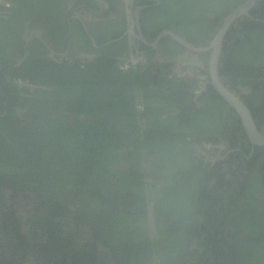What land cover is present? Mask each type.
Segmentation results:
<instances>
[{
	"label": "flooded vegetation",
	"instance_id": "flooded-vegetation-1",
	"mask_svg": "<svg viewBox=\"0 0 264 264\" xmlns=\"http://www.w3.org/2000/svg\"><path fill=\"white\" fill-rule=\"evenodd\" d=\"M245 1L185 0L183 4V0H19L15 10H12L14 3L7 2L0 9V76L5 75L1 79L8 95L2 117L11 111L22 117L34 107L45 108L46 117L51 119L83 123L92 116L70 114L65 99L57 98V94L68 93L66 87L34 86L13 80L14 72L33 60L84 68L102 59L116 61L122 71H135L141 76L140 85H137L139 89L130 90L132 119L143 128L164 121L173 124H168L166 129L176 128L171 133V141L178 150L169 147L166 151L151 154L136 152L131 147L111 152L129 160L131 153L136 154L138 160L133 164L124 160L110 162L108 166L130 171L136 165L134 174L141 180L132 184L119 182L120 188L130 185L134 192L118 194L102 202L116 204L118 212L126 211L132 216L134 225L139 221L140 211L117 205V202L135 196L144 203L141 214L147 221L148 238L154 244L162 238L156 204L161 198L177 211L185 208L188 202L202 201L198 207L193 205L194 212L201 207L207 210L215 207L220 211L223 208L220 199H223L227 207L234 204L231 210L236 208L239 217L242 212L235 203L242 193L244 177L255 159L263 160L264 146L251 142L241 118L216 89L211 76L214 51L212 48L202 49L212 46L226 17ZM182 6L186 10L180 13ZM252 30L257 31L252 33L254 40L248 38ZM241 41L245 42L239 44L237 51V44ZM242 68L245 76L239 71ZM216 70L218 81L248 107L246 99L252 98L258 108L249 109L257 128L264 133V101L260 105L254 99L260 95L264 97V0H259L249 14L241 16L230 26L222 42ZM49 71L54 70L49 67ZM26 87L29 92L24 90ZM10 88L20 93V99L12 101ZM36 89L42 92L37 94ZM198 172L203 175L200 177ZM110 188L115 189L116 185ZM3 191L8 209L13 206L19 218L25 221L36 206L34 199L21 197L12 201L15 192L9 188ZM192 191L199 196L194 199L195 193L190 197ZM92 201L96 202L92 211L94 216L98 223L100 217L103 221L99 225L92 222L93 227L85 225L81 229L79 246L92 245L98 250L100 260L94 264H116L111 248L99 241L95 232V228L101 231L114 229L108 216L110 207L104 205L102 209L95 197L77 196L74 192L66 193L63 203H68L77 214L86 217ZM214 202H218L217 207ZM151 205L154 206L155 230L149 217ZM77 222L82 224L80 219ZM103 222L107 223L106 228L101 227ZM222 224L219 222L218 226ZM139 226L131 234L135 242L143 240L142 225ZM205 229L202 241L199 237L192 240L191 249L194 252L199 249V254L195 252V256H188V262H199L206 249L209 253L202 262L209 260L210 255L214 257L212 251L216 248L219 230L207 224ZM28 231L29 226L24 225L22 233L28 236ZM108 235L116 241L122 238L111 233ZM29 237L32 239L31 235ZM6 250L9 251L6 258L2 257L3 248L0 250L3 258L0 264L12 262L15 256L12 249ZM157 257L156 251L153 264L157 259L160 264Z\"/></svg>",
	"mask_w": 264,
	"mask_h": 264
},
{
	"label": "trees",
	"instance_id": "trees-1",
	"mask_svg": "<svg viewBox=\"0 0 264 264\" xmlns=\"http://www.w3.org/2000/svg\"><path fill=\"white\" fill-rule=\"evenodd\" d=\"M5 2H13L12 10H15L19 0ZM182 3L185 4V0ZM185 10L184 7L180 8V13ZM252 33L257 31L252 30L248 35L249 39H253ZM244 42L237 44V51L240 49L239 44ZM62 66L65 65L44 60L29 61L16 69L13 80H21L34 86L50 84L57 86V89L66 87L68 93L62 96L57 94V98L65 99L66 109L70 114L92 116L83 123L51 119L46 117L48 112L45 108L34 107L22 117L14 111L2 117L8 95L1 79L5 75L0 76V250L3 248L5 251L3 258L9 254L7 248L10 251L12 249L15 254L12 262H2L3 264L99 262L98 250L92 245L79 246V233H83L81 229L85 225L93 227V223L99 225L103 221L97 215L100 219L98 223L92 212L96 202L92 201V205L86 210V217H83L69 207L68 203H63L68 192H74L77 196L82 194L84 197L91 195L97 199L102 209L104 205L106 208L110 207L108 216L115 230L111 228L101 231L100 228H95V232L99 241L111 248L116 264H153L156 251L160 264H264V158L255 159L248 175L244 177L242 193L235 203V207L242 212L239 217L235 212L236 208L231 210L234 204L228 205V208L223 199H220L223 206L220 211L215 207L209 210L201 207V210L197 209L195 212L193 205L198 207L202 205V201L192 204L188 202L185 208L177 211L165 199L157 200L162 238L154 244L148 238L145 230L147 221L141 214L145 209L144 203L136 200L135 196L117 202V205L140 211L139 221L134 225L132 216L126 211L118 212L116 204L102 202L103 199H112L118 194L129 195L134 192L130 185L120 188L119 182L132 184L133 181L141 180L134 174L137 172L136 165H133L132 170L125 171L109 167L108 164L124 160L135 163L138 156L134 153L130 155L131 160L111 153L131 147L136 152L147 151L151 154L166 151L169 147L178 150L171 141V133L176 128L166 129L171 123L165 121L143 128L132 119L134 114L131 115L129 104V100H132L130 90L139 89L137 85H140L141 76L137 72H124L116 61L109 59L88 64L85 68L81 65ZM49 67L54 71H49ZM239 71L245 76L243 68ZM24 90L29 92L28 87ZM40 92L41 89L35 91L37 94ZM11 95L12 101L20 99V93L14 90ZM254 99L260 105L264 101L261 95ZM246 100L251 110L258 108L252 103V98ZM9 105L12 106L11 100ZM198 175L201 177L203 172H198ZM115 185V189L110 188ZM7 188L15 192L12 201L21 197L34 199L36 206L25 221L19 218L13 206L8 209L3 191ZM195 193L192 191L190 197ZM197 196L198 193L194 199ZM214 206L217 207L218 202H214ZM71 215L76 216L71 219ZM78 219L82 224L76 223ZM219 222L223 224L218 226ZM139 224L142 225L143 240L135 242L131 234L136 227H140ZM206 224L219 230L216 235L217 245L212 251L214 257L210 255L209 260L202 262L209 253V249H206L199 262H188V256H195V252L196 255L199 254V249L195 252L191 249V243L195 237L202 241L204 232L207 231ZM24 225L30 228L28 236L22 233ZM101 225L106 228L107 223L103 222ZM65 227L69 230L65 231ZM197 232L199 233L196 234ZM109 233L122 238L116 241ZM199 245L203 247L202 244ZM3 258L0 256V259Z\"/></svg>",
	"mask_w": 264,
	"mask_h": 264
},
{
	"label": "water",
	"instance_id": "water-1",
	"mask_svg": "<svg viewBox=\"0 0 264 264\" xmlns=\"http://www.w3.org/2000/svg\"><path fill=\"white\" fill-rule=\"evenodd\" d=\"M259 0H246L241 6L233 10L224 20V23L222 25L221 30L217 34L215 40L212 43V46L207 49H202V50H209L213 49V63L211 67V76L213 77L214 80V85L222 98L232 107L236 113L239 115V117L242 120L243 126L248 134L249 139L251 142L255 145L259 146H264V133H262L256 126L254 118L252 116V113L249 109V107L246 105V103L230 92L225 86H223L219 81H218V76H217V65H218V60H219V55H220V50L222 47V42L223 39L228 32V29L230 26L241 16L249 14L250 10L255 6V4ZM5 0H0V9L4 5ZM154 206L151 205L149 209V217L152 222V227L155 230V218H153V213H154ZM159 258V257H157ZM155 264H159L158 259L156 260Z\"/></svg>",
	"mask_w": 264,
	"mask_h": 264
},
{
	"label": "rangeland",
	"instance_id": "rangeland-1",
	"mask_svg": "<svg viewBox=\"0 0 264 264\" xmlns=\"http://www.w3.org/2000/svg\"><path fill=\"white\" fill-rule=\"evenodd\" d=\"M28 264H34V262H28Z\"/></svg>",
	"mask_w": 264,
	"mask_h": 264
},
{
	"label": "clouds",
	"instance_id": "clouds-1",
	"mask_svg": "<svg viewBox=\"0 0 264 264\" xmlns=\"http://www.w3.org/2000/svg\"><path fill=\"white\" fill-rule=\"evenodd\" d=\"M4 4H6V2H4Z\"/></svg>",
	"mask_w": 264,
	"mask_h": 264
}]
</instances>
